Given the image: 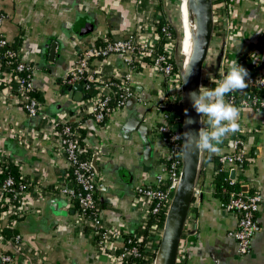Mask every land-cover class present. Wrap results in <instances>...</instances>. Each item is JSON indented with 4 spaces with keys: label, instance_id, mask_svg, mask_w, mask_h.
I'll return each instance as SVG.
<instances>
[{
    "label": "crops",
    "instance_id": "crops-1",
    "mask_svg": "<svg viewBox=\"0 0 264 264\" xmlns=\"http://www.w3.org/2000/svg\"><path fill=\"white\" fill-rule=\"evenodd\" d=\"M227 1L242 31L240 38L231 41L230 59L240 66L248 58L252 66L254 60L264 61V4ZM186 2L182 0L179 33ZM178 9V0H0V37L12 46H22L23 62L35 69L34 85L41 92L45 113L56 119L63 115L61 118L68 121L75 118L76 101L62 91L61 81L80 48L103 38L123 40L142 34L146 26L155 25L156 16H164V24L176 25ZM182 45L181 41L180 53ZM166 48L174 51L170 45ZM92 69L104 79L121 76L126 67L112 56L94 61ZM2 76L0 72V79ZM169 86L164 79L142 70L134 78V95L122 110L103 124L91 119L85 123L87 142L97 148L102 184L97 197L103 220L108 227L139 238L146 217L144 208L135 204V189L144 180L154 182L161 172L167 145L157 128L168 123L166 114L173 112V108L160 107L168 99ZM238 123L239 129L224 138L218 145L221 151L215 155L232 153L233 141L240 139L247 160L238 166L217 167L212 160L205 163L206 151L202 150V175L197 181L202 194L193 198L178 264H264V112L240 109ZM54 138L49 122L30 118L21 107L0 101V152L10 156L23 178L48 189L68 182L70 172ZM220 168L230 172L241 191L262 196L258 230L246 255L239 254L230 236L238 215L225 210L215 194L214 180ZM25 210L26 216L13 227L21 243L0 241V255H11L13 264H112L108 255L99 252L91 233L84 231L78 208L70 199L48 193L41 200L29 201ZM5 227L6 222L0 221V234ZM0 264H5L1 256Z\"/></svg>",
    "mask_w": 264,
    "mask_h": 264
},
{
    "label": "built area",
    "instance_id": "built-area-1",
    "mask_svg": "<svg viewBox=\"0 0 264 264\" xmlns=\"http://www.w3.org/2000/svg\"><path fill=\"white\" fill-rule=\"evenodd\" d=\"M263 5L264 0H254ZM1 24V20H0ZM213 39L208 57L204 65L200 86L215 87V80L221 79L228 71L230 62L229 48L233 40L242 36L241 28L237 25V14L230 9L228 1L213 6ZM159 29L164 39L172 49L179 43V30L176 25L166 23L157 27L146 26L142 34H134L123 40L103 38L100 43L81 47L77 53L73 67L61 81L62 88L70 89L77 84L84 87V93H91L89 99L76 102L74 105L75 118L49 117L45 111V104L38 99L34 92L35 69L31 64L22 60V48L14 49L4 37H0L1 59L14 62L11 71H1L0 101H9L26 111L30 118H41L49 122L51 136L58 145L61 154L68 161L69 174L67 181L56 184L48 189L39 183L17 182L12 174H8L0 183V221L6 222L5 229L14 225L26 216L25 207L33 199H43L48 193H57L74 203L78 208L80 223H90L94 229L90 232L100 253L108 255L112 264H125L123 261L128 254L140 257L137 246L122 244L123 230L106 228L100 237H96V228L103 220L101 211H96V196L101 191V174L94 167L97 161V148L94 149L87 142L86 120L91 119L98 124L107 122L114 112L122 110L134 95V78L142 70L152 72L162 78L170 86L178 90L177 95H171L160 105L166 110L173 108L174 112H184V93L182 91V74L176 71L179 65L176 51H169L165 45L159 46L156 30ZM177 32L174 41L173 30ZM117 57L126 67L119 77H105L99 79L92 69L94 61H106L110 57ZM240 65V63L237 61ZM1 66V62H0ZM246 83L248 87L241 91L229 93L225 99L239 109H253L264 112V61L254 60L252 70L248 71ZM96 91V94L93 92ZM68 95V93H66ZM169 104V105H167ZM157 128L167 145L162 159L161 172L154 182H142L135 189V204L144 208L147 215H158L164 207H170L174 194L180 183L183 169V128L173 126L169 122ZM179 128L180 130H177ZM39 133H41L39 131ZM247 160V153L242 148V141H233V152L219 156L221 165L238 166ZM12 162L10 156L0 152V174L6 172L7 165ZM17 172V171H16ZM18 173V172H17ZM202 194L196 183L193 198ZM16 200L17 205L9 201ZM262 196L258 192L241 191L230 193L226 202L222 201L225 210L238 215V224L230 236L236 241L240 255H246L251 248V242L258 230L257 214ZM169 210V209H168ZM189 219V216H188ZM188 221V220H187ZM159 237L158 242L160 241ZM157 242V243H158ZM17 245L21 243V236H16ZM130 244V243H129ZM5 264H13L11 255L1 254Z\"/></svg>",
    "mask_w": 264,
    "mask_h": 264
},
{
    "label": "water",
    "instance_id": "water-1",
    "mask_svg": "<svg viewBox=\"0 0 264 264\" xmlns=\"http://www.w3.org/2000/svg\"><path fill=\"white\" fill-rule=\"evenodd\" d=\"M213 0H189V9L196 24L193 54L187 69L182 74V91L184 93V124L183 134L188 131H198L203 127V117L198 115L188 98L190 92H198L204 65L213 39ZM247 71L252 70V60L246 59L242 63ZM190 71V74L187 75ZM187 75V76H186ZM186 76V77H185ZM70 100L82 102L89 99L91 93L84 94V87L80 84L68 90ZM96 94V91L93 92ZM191 120L193 123L189 124ZM177 130H180L177 128ZM202 150H197L183 137V169L180 183L174 194L167 212L162 235L159 241V253L164 257L165 264H178L181 240L185 232L190 207L193 202L194 188L199 178ZM94 167L98 170L96 160ZM233 171V176H234ZM234 179V177H232Z\"/></svg>",
    "mask_w": 264,
    "mask_h": 264
},
{
    "label": "trees",
    "instance_id": "trees-1",
    "mask_svg": "<svg viewBox=\"0 0 264 264\" xmlns=\"http://www.w3.org/2000/svg\"><path fill=\"white\" fill-rule=\"evenodd\" d=\"M225 0H213L214 5L220 4L224 2ZM156 14V13H155ZM164 16L161 17H155V25L157 27L162 26L164 24ZM157 37L159 38V46L160 48H163L165 45H167L168 41H166L159 31V29L156 30ZM174 34V41L177 39V32L175 31V28L173 30ZM115 40V39H113ZM100 43V41H99ZM14 49H19L22 46L17 43L16 45H13ZM183 52V55H186L187 53V47H185ZM174 51H176V54L178 55L180 52V45L179 43L176 45L174 48ZM1 66L0 69L1 71H11V69L14 68L15 64L12 62L11 64H8L9 61L2 60L1 59ZM180 62V61H179ZM183 63V61H182ZM182 63H179L182 67ZM179 65H176V71L180 74H183V71L179 68ZM99 79H101L98 75L96 74ZM170 89L168 90V97L171 95H177L178 90L175 89L173 86H169ZM62 91L66 94L68 93V89L62 88ZM34 95L42 100L41 92L39 90H36L34 92ZM169 116V122L173 126H177L180 128H183L184 124V113L182 111L180 112H168ZM203 126H206V118L203 117ZM207 160H212L215 165L218 167L220 165L219 163V156H216L215 154H212L211 157L208 152L205 153L204 161L206 163ZM12 174L14 178L17 180V182H21L22 176L16 172V166L13 164V162H9L7 165V170L6 172H2L0 174V183L4 180V178L8 174ZM202 175V173L200 174ZM23 182L28 183L29 180L25 179ZM215 184V194L217 197H219L223 202H226L230 196V193H238L241 192V188L239 184L236 182H233V180L230 177V172L228 170H223L222 168L218 169V175L214 180ZM251 193V192H250ZM98 196V195H97ZM96 196V211L100 212V207H99V201L98 197ZM9 203L11 205H17V201L10 200ZM168 207H164L161 212L158 215H147L145 218V221L143 223V236L142 238H139L137 235L134 234H125L122 239V244H125L126 247L132 245V246H137L140 252V257H134L132 254H128L126 259H124L125 264H154L157 255L159 253V237L162 234L165 219L167 216L168 212ZM82 226L84 228L85 232H91L94 227L90 223H82ZM108 228L107 224L105 223L104 220H102L100 227L96 228L97 235L96 237H100L104 230ZM110 228V227H109ZM101 234V235H100ZM17 232L13 228L9 229H4L3 233L0 234V241L2 243H12L16 242V236ZM158 242V243H157ZM130 243V244H129ZM183 264V261L181 262Z\"/></svg>",
    "mask_w": 264,
    "mask_h": 264
},
{
    "label": "clouds",
    "instance_id": "clouds-1",
    "mask_svg": "<svg viewBox=\"0 0 264 264\" xmlns=\"http://www.w3.org/2000/svg\"><path fill=\"white\" fill-rule=\"evenodd\" d=\"M189 74L190 71L187 75ZM248 75V71L234 60L230 62L227 73L221 79L215 80L214 88L200 86L198 92L188 94L195 112L201 118H206V126L198 131L185 132L183 137L186 142L191 143L197 150L208 152L210 157L221 151L218 145L223 143L226 136L239 129L240 109L225 97L231 92L246 89ZM188 123L193 121L189 120Z\"/></svg>",
    "mask_w": 264,
    "mask_h": 264
},
{
    "label": "rangeland",
    "instance_id": "rangeland-1",
    "mask_svg": "<svg viewBox=\"0 0 264 264\" xmlns=\"http://www.w3.org/2000/svg\"><path fill=\"white\" fill-rule=\"evenodd\" d=\"M189 0H187L186 2V5H185V10H184V13H183V21H182V29H181V32L178 33L179 36H180V46H181V41H182V46L185 48L187 47L188 48V42H189V29L188 27L191 26V22L189 20H192L194 19L193 18V15L192 13H190L191 11L188 10V2ZM227 1V0H226ZM178 3H179V9H178V15H177V19L176 20V27L178 28V24H179V16H180V13H181V10H182V0H178ZM194 22V21H193ZM184 23V24H183ZM179 29V28H178ZM184 52V51H183ZM183 52L178 54V62L180 61V63L182 62V59L185 57L183 55ZM182 54V55H181ZM162 235V234H161ZM157 258H158V255H157ZM156 258V259H157ZM156 261V260H155ZM155 263V262H154Z\"/></svg>",
    "mask_w": 264,
    "mask_h": 264
},
{
    "label": "bare ground",
    "instance_id": "bare-ground-1",
    "mask_svg": "<svg viewBox=\"0 0 264 264\" xmlns=\"http://www.w3.org/2000/svg\"><path fill=\"white\" fill-rule=\"evenodd\" d=\"M187 6H188V10L190 11V9H189V3H188ZM189 21L191 22V26L188 27V29H189V42L188 43L189 44H188V48H187V53H186L185 57L182 60L183 63L181 62L182 63V67L181 68L184 71L187 69V67L189 65V62H190V59H191L192 54H193L194 36H195L196 30H197L196 29V24L192 20H189ZM154 264H165L164 257H163V255H162L161 252L158 253V258L156 259V261H155Z\"/></svg>",
    "mask_w": 264,
    "mask_h": 264
}]
</instances>
